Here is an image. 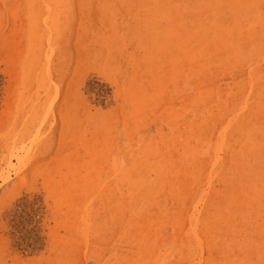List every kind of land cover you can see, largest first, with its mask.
Wrapping results in <instances>:
<instances>
[{"label":"rangeland","instance_id":"rangeland-1","mask_svg":"<svg viewBox=\"0 0 264 264\" xmlns=\"http://www.w3.org/2000/svg\"><path fill=\"white\" fill-rule=\"evenodd\" d=\"M0 264H264V0H0Z\"/></svg>","mask_w":264,"mask_h":264}]
</instances>
